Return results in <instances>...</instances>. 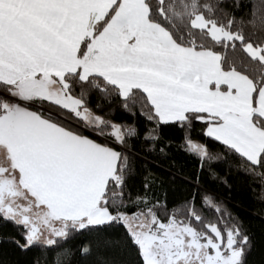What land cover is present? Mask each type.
<instances>
[{
  "label": "snow or ice",
  "instance_id": "1",
  "mask_svg": "<svg viewBox=\"0 0 264 264\" xmlns=\"http://www.w3.org/2000/svg\"><path fill=\"white\" fill-rule=\"evenodd\" d=\"M173 152L191 171L161 178ZM241 177L264 204V0H0V225L26 264H249L206 186Z\"/></svg>",
  "mask_w": 264,
  "mask_h": 264
},
{
  "label": "trees",
  "instance_id": "2",
  "mask_svg": "<svg viewBox=\"0 0 264 264\" xmlns=\"http://www.w3.org/2000/svg\"><path fill=\"white\" fill-rule=\"evenodd\" d=\"M167 134L179 135V133L171 132ZM149 159L161 165V168H152V171L161 178H166L167 176V173L163 171L165 168L170 171H179L180 167L183 166L185 174L191 171L192 168L189 158L175 152L171 154L169 160H157L155 156L149 157ZM172 162L175 163V168H170ZM135 183L139 186V179ZM229 183L232 184L231 190L222 185H213L211 183H207L206 186L215 191L217 196L224 200L228 209L248 225L250 231L254 233L255 246L248 257L249 264H264V220L261 219V209L264 208V204L254 198L257 194L249 190L247 183L242 177L229 178ZM11 231L10 225H0V264H18V262L26 264L28 257L18 254L14 247L4 239Z\"/></svg>",
  "mask_w": 264,
  "mask_h": 264
}]
</instances>
